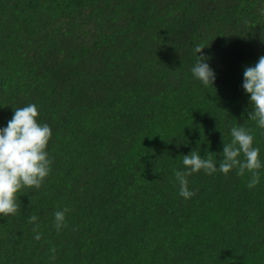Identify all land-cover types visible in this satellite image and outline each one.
Listing matches in <instances>:
<instances>
[{
	"label": "trees",
	"instance_id": "1",
	"mask_svg": "<svg viewBox=\"0 0 264 264\" xmlns=\"http://www.w3.org/2000/svg\"><path fill=\"white\" fill-rule=\"evenodd\" d=\"M264 0H0V128L35 104L52 171L0 216V264H264L260 183L174 170L193 150L222 158L249 119L244 70L264 56ZM202 55L216 73H192ZM59 233L54 213L64 208ZM31 215L42 239H34ZM55 248V260L50 251Z\"/></svg>",
	"mask_w": 264,
	"mask_h": 264
},
{
	"label": "clouds",
	"instance_id": "2",
	"mask_svg": "<svg viewBox=\"0 0 264 264\" xmlns=\"http://www.w3.org/2000/svg\"><path fill=\"white\" fill-rule=\"evenodd\" d=\"M264 14V9L261 10ZM204 45L194 48L198 56L195 66L191 69L193 75L205 86H214L216 73L206 62L208 59L203 53ZM243 88L250 94L252 111L248 113L249 119L255 121L260 129H264V56L258 59L255 66L246 67L244 70ZM39 110L35 104L16 108L13 117L7 126L0 128V216H14L20 211V193L25 188L39 190L52 171L53 158L48 151L49 143L53 137L51 127L39 122ZM231 142L225 143L222 158L217 167L211 153L202 156L193 150L188 155H183L185 170H174L176 181L179 184V194L185 199L192 198L196 193L189 189L188 177L203 171L212 175L217 171L228 175L235 170L238 176L249 173V189L255 188L260 183V170L264 163L260 159V149L254 146V134L251 129L243 126H233L230 130ZM71 209L64 208L54 213V228L59 233L67 227L66 214ZM38 216L31 215L29 223L35 225L34 239L40 241L42 233L37 223ZM55 260L56 249H50Z\"/></svg>",
	"mask_w": 264,
	"mask_h": 264
}]
</instances>
